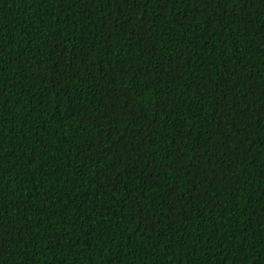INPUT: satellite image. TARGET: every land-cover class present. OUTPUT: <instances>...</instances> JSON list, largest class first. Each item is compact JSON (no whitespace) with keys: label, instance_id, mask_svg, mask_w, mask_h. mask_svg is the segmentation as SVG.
<instances>
[{"label":"trees","instance_id":"obj_1","mask_svg":"<svg viewBox=\"0 0 264 264\" xmlns=\"http://www.w3.org/2000/svg\"><path fill=\"white\" fill-rule=\"evenodd\" d=\"M0 264H264V0H0Z\"/></svg>","mask_w":264,"mask_h":264}]
</instances>
